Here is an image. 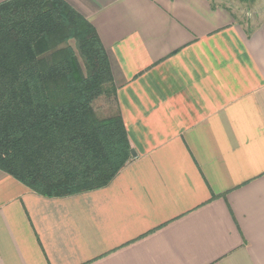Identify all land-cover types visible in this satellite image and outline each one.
Listing matches in <instances>:
<instances>
[{"label": "crops", "instance_id": "crops-1", "mask_svg": "<svg viewBox=\"0 0 264 264\" xmlns=\"http://www.w3.org/2000/svg\"><path fill=\"white\" fill-rule=\"evenodd\" d=\"M62 1L106 52L135 157L65 198L0 171V264H264V12Z\"/></svg>", "mask_w": 264, "mask_h": 264}, {"label": "trees", "instance_id": "trees-1", "mask_svg": "<svg viewBox=\"0 0 264 264\" xmlns=\"http://www.w3.org/2000/svg\"><path fill=\"white\" fill-rule=\"evenodd\" d=\"M114 91L96 31L62 0L0 4L1 172L45 198L106 187L132 160L120 115L93 106Z\"/></svg>", "mask_w": 264, "mask_h": 264}, {"label": "rangeland", "instance_id": "rangeland-1", "mask_svg": "<svg viewBox=\"0 0 264 264\" xmlns=\"http://www.w3.org/2000/svg\"><path fill=\"white\" fill-rule=\"evenodd\" d=\"M221 1L231 9L235 18L240 24L250 23L254 25L259 19L258 17L264 12V0H213ZM73 46V42L70 43ZM104 97L99 98L94 103V109L99 117H107L115 114V109L111 105L105 103Z\"/></svg>", "mask_w": 264, "mask_h": 264}, {"label": "water", "instance_id": "water-1", "mask_svg": "<svg viewBox=\"0 0 264 264\" xmlns=\"http://www.w3.org/2000/svg\"><path fill=\"white\" fill-rule=\"evenodd\" d=\"M131 157H135V152L133 150L130 151Z\"/></svg>", "mask_w": 264, "mask_h": 264}]
</instances>
